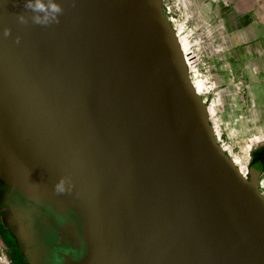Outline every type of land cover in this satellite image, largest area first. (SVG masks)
<instances>
[{"label": "water", "instance_id": "95a60500", "mask_svg": "<svg viewBox=\"0 0 264 264\" xmlns=\"http://www.w3.org/2000/svg\"><path fill=\"white\" fill-rule=\"evenodd\" d=\"M59 2L0 0L1 175L79 211L84 264H264L261 166L218 143L163 0Z\"/></svg>", "mask_w": 264, "mask_h": 264}, {"label": "rangeland", "instance_id": "374dc122", "mask_svg": "<svg viewBox=\"0 0 264 264\" xmlns=\"http://www.w3.org/2000/svg\"><path fill=\"white\" fill-rule=\"evenodd\" d=\"M172 25L185 54L189 78L205 101L218 143L249 177L253 152L264 150V49L249 66H240L227 49H217L211 33L173 0ZM211 26V25H210ZM241 170V169H240ZM264 195V167L259 173ZM0 264H13L0 239Z\"/></svg>", "mask_w": 264, "mask_h": 264}, {"label": "flooded vegetation", "instance_id": "af4514ba", "mask_svg": "<svg viewBox=\"0 0 264 264\" xmlns=\"http://www.w3.org/2000/svg\"><path fill=\"white\" fill-rule=\"evenodd\" d=\"M254 164L263 169V149L253 152L250 165ZM0 239L13 264H84L86 260L79 211L57 206L49 197H29L1 172Z\"/></svg>", "mask_w": 264, "mask_h": 264}, {"label": "crops", "instance_id": "0c3cea01", "mask_svg": "<svg viewBox=\"0 0 264 264\" xmlns=\"http://www.w3.org/2000/svg\"><path fill=\"white\" fill-rule=\"evenodd\" d=\"M227 49L238 65L249 66L264 49V0H173ZM211 25V26H210Z\"/></svg>", "mask_w": 264, "mask_h": 264}, {"label": "clouds", "instance_id": "9594fccd", "mask_svg": "<svg viewBox=\"0 0 264 264\" xmlns=\"http://www.w3.org/2000/svg\"><path fill=\"white\" fill-rule=\"evenodd\" d=\"M25 9L31 10V22L39 25H47L56 22L63 8L59 0H24ZM18 21L26 23L28 17L24 13L17 16ZM55 190L62 193L66 190L65 181L60 179L54 186Z\"/></svg>", "mask_w": 264, "mask_h": 264}, {"label": "built area", "instance_id": "2783aa9c", "mask_svg": "<svg viewBox=\"0 0 264 264\" xmlns=\"http://www.w3.org/2000/svg\"><path fill=\"white\" fill-rule=\"evenodd\" d=\"M164 11L166 15L168 16L169 20L172 22V10L171 5L164 2Z\"/></svg>", "mask_w": 264, "mask_h": 264}, {"label": "bare ground", "instance_id": "6f19581e", "mask_svg": "<svg viewBox=\"0 0 264 264\" xmlns=\"http://www.w3.org/2000/svg\"><path fill=\"white\" fill-rule=\"evenodd\" d=\"M234 161H235V160H234ZM240 169H241L242 172H244L243 169L241 168V166H240Z\"/></svg>", "mask_w": 264, "mask_h": 264}]
</instances>
